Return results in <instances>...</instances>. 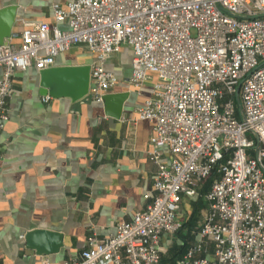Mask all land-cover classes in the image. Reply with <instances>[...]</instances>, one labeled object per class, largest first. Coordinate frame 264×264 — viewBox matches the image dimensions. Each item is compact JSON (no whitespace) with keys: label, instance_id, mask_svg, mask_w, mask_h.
Wrapping results in <instances>:
<instances>
[{"label":"built area","instance_id":"2783aa9c","mask_svg":"<svg viewBox=\"0 0 264 264\" xmlns=\"http://www.w3.org/2000/svg\"><path fill=\"white\" fill-rule=\"evenodd\" d=\"M51 14L64 27L26 23L0 44V130L13 73L48 68L73 45L94 56V102L117 83L103 64L122 45L133 89L154 76L133 117L151 123L147 201L62 264H159L160 234L181 227L182 196L206 211L173 264H264V0H66Z\"/></svg>","mask_w":264,"mask_h":264},{"label":"crops","instance_id":"0c3cea01","mask_svg":"<svg viewBox=\"0 0 264 264\" xmlns=\"http://www.w3.org/2000/svg\"><path fill=\"white\" fill-rule=\"evenodd\" d=\"M65 1L0 0V7L15 8L10 32L17 33L26 23L64 27L54 23L51 5ZM130 55L122 45L103 64L117 78L105 94L127 93L118 118L88 96L72 101L41 94L33 66L13 73L0 130V264L69 262L89 233L103 237L145 205L143 193L155 171L146 153L151 123L133 117L150 96L154 76L133 89L127 82ZM93 61V54L76 44L57 54L53 65L90 67ZM180 205L179 230L159 236V264H173L197 239L206 205L200 197L185 196Z\"/></svg>","mask_w":264,"mask_h":264},{"label":"water","instance_id":"95a60500","mask_svg":"<svg viewBox=\"0 0 264 264\" xmlns=\"http://www.w3.org/2000/svg\"><path fill=\"white\" fill-rule=\"evenodd\" d=\"M15 8L12 6L0 7V44L9 40L10 29L14 20ZM88 65L50 66L38 70L40 93L50 97H68L72 101L86 98L88 81ZM127 97L126 92L108 93L102 97L103 111L112 118H118L122 111V104ZM33 231L25 233L29 237Z\"/></svg>","mask_w":264,"mask_h":264},{"label":"trees","instance_id":"16d2710c","mask_svg":"<svg viewBox=\"0 0 264 264\" xmlns=\"http://www.w3.org/2000/svg\"><path fill=\"white\" fill-rule=\"evenodd\" d=\"M208 186V182L206 183V185H205V188Z\"/></svg>","mask_w":264,"mask_h":264}]
</instances>
